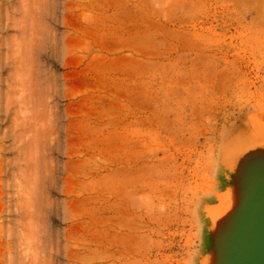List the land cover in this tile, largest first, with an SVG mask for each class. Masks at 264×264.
Here are the masks:
<instances>
[{"label": "rangeland", "instance_id": "rangeland-1", "mask_svg": "<svg viewBox=\"0 0 264 264\" xmlns=\"http://www.w3.org/2000/svg\"><path fill=\"white\" fill-rule=\"evenodd\" d=\"M238 125L264 0H0V264H199Z\"/></svg>", "mask_w": 264, "mask_h": 264}, {"label": "water", "instance_id": "water-1", "mask_svg": "<svg viewBox=\"0 0 264 264\" xmlns=\"http://www.w3.org/2000/svg\"><path fill=\"white\" fill-rule=\"evenodd\" d=\"M241 127L238 125L231 130L236 133L232 135L236 136L233 145L239 159L236 172L222 165L219 156L220 190L235 184L241 198L231 227L223 238L218 264H264V133L256 128ZM209 224L208 220L204 244L207 240L210 243L206 249L203 247L205 254L213 245Z\"/></svg>", "mask_w": 264, "mask_h": 264}, {"label": "bare ground", "instance_id": "bare-ground-1", "mask_svg": "<svg viewBox=\"0 0 264 264\" xmlns=\"http://www.w3.org/2000/svg\"><path fill=\"white\" fill-rule=\"evenodd\" d=\"M262 15L261 12V16ZM262 132L264 133V131ZM237 154V148L233 143L225 142L220 150L221 164L229 168L230 171L236 172L239 160ZM235 182L237 183V181ZM240 198L239 189L233 184L227 186L221 192H218L215 204L205 203L206 205H203L202 211H204L205 216L210 221L208 230L213 235V245L212 248L200 258L199 264H218L222 251L223 238L231 227L230 222L238 208Z\"/></svg>", "mask_w": 264, "mask_h": 264}, {"label": "crops", "instance_id": "crops-1", "mask_svg": "<svg viewBox=\"0 0 264 264\" xmlns=\"http://www.w3.org/2000/svg\"><path fill=\"white\" fill-rule=\"evenodd\" d=\"M217 181H218V184H220V180H219V178L217 177Z\"/></svg>", "mask_w": 264, "mask_h": 264}]
</instances>
